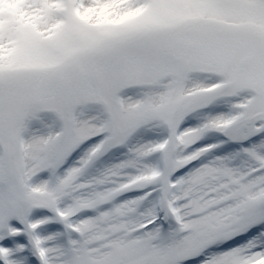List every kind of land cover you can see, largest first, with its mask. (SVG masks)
<instances>
[{
    "label": "snow or ice",
    "instance_id": "6c2138e0",
    "mask_svg": "<svg viewBox=\"0 0 264 264\" xmlns=\"http://www.w3.org/2000/svg\"><path fill=\"white\" fill-rule=\"evenodd\" d=\"M0 264H264V0H0Z\"/></svg>",
    "mask_w": 264,
    "mask_h": 264
},
{
    "label": "rangeland",
    "instance_id": "374dc122",
    "mask_svg": "<svg viewBox=\"0 0 264 264\" xmlns=\"http://www.w3.org/2000/svg\"><path fill=\"white\" fill-rule=\"evenodd\" d=\"M11 244H12V241L9 240V241L7 242V244H5V245H6V246H11Z\"/></svg>",
    "mask_w": 264,
    "mask_h": 264
}]
</instances>
